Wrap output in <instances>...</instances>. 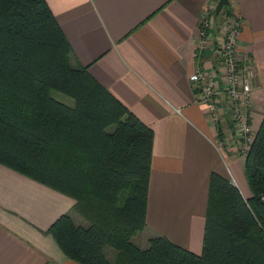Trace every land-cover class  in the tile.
<instances>
[{
  "label": "trees",
  "instance_id": "trees-1",
  "mask_svg": "<svg viewBox=\"0 0 264 264\" xmlns=\"http://www.w3.org/2000/svg\"><path fill=\"white\" fill-rule=\"evenodd\" d=\"M222 11L213 15L216 24L235 17L231 0ZM71 57L45 0H0V165L75 201L73 211L86 226L64 214L46 231L65 258L264 264V116L244 158L250 196L210 175L201 253L164 236L141 249L132 239L146 227L154 134ZM106 247L117 252L114 261Z\"/></svg>",
  "mask_w": 264,
  "mask_h": 264
},
{
  "label": "crops",
  "instance_id": "crops-1",
  "mask_svg": "<svg viewBox=\"0 0 264 264\" xmlns=\"http://www.w3.org/2000/svg\"><path fill=\"white\" fill-rule=\"evenodd\" d=\"M72 50L71 63L88 73L153 134L147 197L148 239L164 236L200 254L209 178L229 179L248 198L244 158L231 152L237 135L225 107L218 125L196 103L189 81L197 68L220 64L218 51L196 50L200 21L218 0H45ZM240 20L239 53L255 68L251 124L264 116V0H231ZM214 23L211 35L219 39ZM75 201L0 165V264H77L46 234Z\"/></svg>",
  "mask_w": 264,
  "mask_h": 264
},
{
  "label": "built area",
  "instance_id": "built-area-1",
  "mask_svg": "<svg viewBox=\"0 0 264 264\" xmlns=\"http://www.w3.org/2000/svg\"><path fill=\"white\" fill-rule=\"evenodd\" d=\"M215 8L216 4H210L200 21L196 50L204 52L215 47L220 64L212 69L197 68L189 76V81L197 90L196 103L204 107L205 115L212 124L221 123L220 108H226L237 135L231 152L245 158L256 133L251 124V84L255 77V68L250 57L237 50L241 30L238 18H233L225 25L221 39L216 42L213 40L211 31Z\"/></svg>",
  "mask_w": 264,
  "mask_h": 264
},
{
  "label": "rangeland",
  "instance_id": "rangeland-1",
  "mask_svg": "<svg viewBox=\"0 0 264 264\" xmlns=\"http://www.w3.org/2000/svg\"><path fill=\"white\" fill-rule=\"evenodd\" d=\"M215 4H217V2L215 3ZM223 12V11H222ZM214 14H215V11H214ZM213 14V15H214ZM222 13L220 12V14L219 15H221ZM225 16V15H224ZM226 17V16H225ZM214 18V17H213ZM233 18H235V17H232V18H229V17H226V18H224L223 16L220 18V26L218 27V31H219V29L222 27V26H225L227 23H229ZM214 20H213V28H214ZM213 28H212V30H213ZM218 33V38L219 39H221V37H222V35H221V33L220 32H217ZM219 39H215L214 38V41L216 42L217 40H219ZM53 96L56 98V99H58V100H60V101H63V102H66V103H70V100L67 98V97H65V96H62L61 94H59V93H56V92H54L53 93ZM252 127H253V125H252ZM230 183H232L231 181H230ZM233 184V183H232ZM243 196V195H242ZM244 198H246L245 196H243ZM83 221V220H82ZM84 222V221H83ZM75 223L76 224H80V222L79 221H77V220H75ZM141 233H139L136 237H134L133 239H132V241H133V243L136 245V246H138L139 247V245L141 244L140 243V239H141V236L142 235H140ZM104 253H105V256L107 257V259H109L110 261H114L115 260V258H116V254H117V252L114 250V249H111V248H109V247H106L105 249H104Z\"/></svg>",
  "mask_w": 264,
  "mask_h": 264
},
{
  "label": "water",
  "instance_id": "water-1",
  "mask_svg": "<svg viewBox=\"0 0 264 264\" xmlns=\"http://www.w3.org/2000/svg\"><path fill=\"white\" fill-rule=\"evenodd\" d=\"M227 0H218L215 8V16H218L222 11Z\"/></svg>",
  "mask_w": 264,
  "mask_h": 264
}]
</instances>
